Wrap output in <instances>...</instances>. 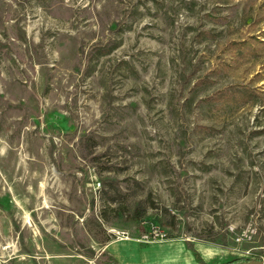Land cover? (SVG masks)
Listing matches in <instances>:
<instances>
[{
  "label": "rangeland",
  "instance_id": "374dc122",
  "mask_svg": "<svg viewBox=\"0 0 264 264\" xmlns=\"http://www.w3.org/2000/svg\"><path fill=\"white\" fill-rule=\"evenodd\" d=\"M238 258L264 259V0H0V264Z\"/></svg>",
  "mask_w": 264,
  "mask_h": 264
},
{
  "label": "trees",
  "instance_id": "16d2710c",
  "mask_svg": "<svg viewBox=\"0 0 264 264\" xmlns=\"http://www.w3.org/2000/svg\"><path fill=\"white\" fill-rule=\"evenodd\" d=\"M139 217V214H136V218ZM258 259H261V258H258ZM249 259H244V258H238V259H235V260H232V261H228V262H225V263H222V264H242L243 262L247 261Z\"/></svg>",
  "mask_w": 264,
  "mask_h": 264
},
{
  "label": "water",
  "instance_id": "95a60500",
  "mask_svg": "<svg viewBox=\"0 0 264 264\" xmlns=\"http://www.w3.org/2000/svg\"><path fill=\"white\" fill-rule=\"evenodd\" d=\"M242 264H264V259H249Z\"/></svg>",
  "mask_w": 264,
  "mask_h": 264
},
{
  "label": "crops",
  "instance_id": "0c3cea01",
  "mask_svg": "<svg viewBox=\"0 0 264 264\" xmlns=\"http://www.w3.org/2000/svg\"><path fill=\"white\" fill-rule=\"evenodd\" d=\"M114 249L116 248V247H113Z\"/></svg>",
  "mask_w": 264,
  "mask_h": 264
}]
</instances>
